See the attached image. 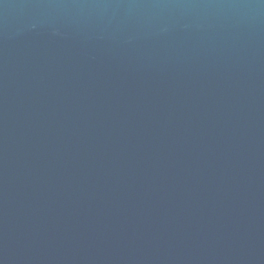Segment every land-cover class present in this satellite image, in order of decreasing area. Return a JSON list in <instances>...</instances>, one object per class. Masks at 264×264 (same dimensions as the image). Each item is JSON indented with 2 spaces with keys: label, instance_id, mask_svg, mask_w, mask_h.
I'll return each instance as SVG.
<instances>
[{
  "label": "water",
  "instance_id": "water-1",
  "mask_svg": "<svg viewBox=\"0 0 264 264\" xmlns=\"http://www.w3.org/2000/svg\"><path fill=\"white\" fill-rule=\"evenodd\" d=\"M0 264H264V0H0Z\"/></svg>",
  "mask_w": 264,
  "mask_h": 264
}]
</instances>
